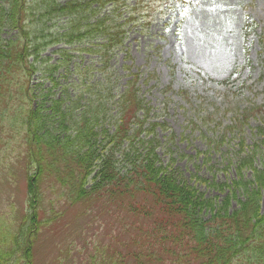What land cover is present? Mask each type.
I'll return each instance as SVG.
<instances>
[{
  "label": "rangeland",
  "instance_id": "obj_1",
  "mask_svg": "<svg viewBox=\"0 0 264 264\" xmlns=\"http://www.w3.org/2000/svg\"><path fill=\"white\" fill-rule=\"evenodd\" d=\"M113 9L120 29L129 15L137 20L125 25L123 44L109 53L108 64L102 37L88 45H49L44 57L56 66L51 77L43 68L30 77L33 93L50 89V97L66 105L80 94L82 103L103 101L107 118L101 126L112 132L114 102L136 74L133 86L150 112L144 128L153 131L145 134L156 139L161 164L205 197H222L209 187L211 178L231 179L232 164L246 155L240 150L258 148L256 159L264 155L259 130H264V0H119ZM14 34L4 29L1 37ZM252 108L256 113L241 124ZM5 132L0 133V264L119 262L118 252L124 256L130 241L118 207L103 200L94 201L90 211L72 205L67 191L46 174L41 192L31 197L36 164H29L28 142L14 129ZM27 248L30 258L23 256Z\"/></svg>",
  "mask_w": 264,
  "mask_h": 264
},
{
  "label": "trees",
  "instance_id": "obj_2",
  "mask_svg": "<svg viewBox=\"0 0 264 264\" xmlns=\"http://www.w3.org/2000/svg\"><path fill=\"white\" fill-rule=\"evenodd\" d=\"M0 2V133L14 129L28 142L29 164H36L31 197L38 196L48 175L67 191L72 205L90 211L94 201L115 204L130 243L124 256L118 252L121 260L109 264H264V155L256 159L258 148L239 149L246 155L232 164L233 177L208 180L222 197L208 198L161 164L156 139H147L153 132L144 128L150 112L133 86L136 74L114 102L112 132L101 126L107 118L103 101L82 103L80 94L66 105L50 97V89L43 94L35 88L39 100L33 93L30 77L39 68L51 77L56 66L44 57L49 45H88L102 37L108 64L109 53L123 44L125 25L136 22L129 15L121 29L114 25L113 6L119 0ZM101 11L103 16L94 17ZM60 20L64 24L55 28ZM4 29L15 34L1 37ZM256 109L245 112L241 124H248ZM150 126L153 130L157 123ZM30 254L28 248L23 252Z\"/></svg>",
  "mask_w": 264,
  "mask_h": 264
}]
</instances>
